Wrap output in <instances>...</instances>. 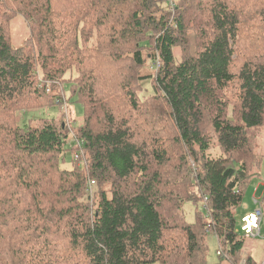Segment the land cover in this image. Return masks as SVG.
<instances>
[{"label":"trees","instance_id":"obj_1","mask_svg":"<svg viewBox=\"0 0 264 264\" xmlns=\"http://www.w3.org/2000/svg\"><path fill=\"white\" fill-rule=\"evenodd\" d=\"M194 31L196 52L176 59ZM148 61L156 74H139ZM38 70L82 106L84 167L65 162L63 113L23 121L58 90ZM149 78L152 120L137 93ZM263 128L264 0H0V264H208L209 235L238 262Z\"/></svg>","mask_w":264,"mask_h":264},{"label":"rangeland","instance_id":"obj_2","mask_svg":"<svg viewBox=\"0 0 264 264\" xmlns=\"http://www.w3.org/2000/svg\"><path fill=\"white\" fill-rule=\"evenodd\" d=\"M169 10H170V5H169ZM172 12L175 10L174 8H171ZM175 14V13H174ZM172 17V16H171ZM241 21L247 20L249 18L248 12H242ZM29 36V29L27 27L26 21L22 19L21 17L15 18L11 22V40L12 43L15 46H19L23 39H26ZM189 39L186 41L187 43H183L178 49H175V56L176 59H180L181 57H186L189 55H193L196 50L194 48L195 46V41L198 39L196 31L190 32L188 35ZM94 42V39H92V43ZM90 43V41H89ZM88 43V44H89ZM196 47V46H195ZM147 49H144V55L146 56ZM158 65L156 61H148L145 63L144 66L140 67L138 70V73L141 75H155L157 71ZM73 69V68H72ZM233 69H236L233 67ZM130 73H133V71H129ZM122 75L124 76V71L121 72ZM129 75V73L127 72ZM78 73L74 70H69L65 73L63 76V81L64 80H73L74 77H76ZM37 80L41 84H45L46 90L45 93L51 92L53 87H58V90L54 93L55 95L52 96V102L51 100L48 101L46 106L42 107L41 109L35 110L34 112L32 111L31 113H28L24 117V122L27 121L28 118H31L30 123H35V121H38L39 117H55L57 114L63 113V117L59 116L56 120L63 119L61 122L63 127H66V130L68 131L69 137L71 136V133H75V127L81 120L82 116V106L79 102H76L73 98H68V92L62 87L63 84L60 81H50L43 79L40 71L38 70L37 74ZM152 80L146 79L142 80V86L141 89L137 90L138 95L142 98L143 101H140L139 104L141 105V108L143 110L148 111L147 118L149 120L156 119L159 117V110L154 107V104L157 102L153 99V91H152ZM56 84V85H55ZM64 84H69L65 81ZM142 95H144L142 97ZM52 104V106H50ZM163 113L165 110L162 108ZM21 112V111H20ZM20 116V113L18 114ZM165 116V114H164ZM166 117V116H165ZM40 123V121H38ZM156 126L161 132L163 133V139L168 138L171 135V131L169 128L165 125L164 122L156 123ZM68 147V146H67ZM69 148V147H68ZM74 147L69 148L70 152L65 156L66 158V163H71V153L73 151ZM257 152L259 153L261 157V166L258 171V176L254 178L251 182V184L248 187V190L246 193L243 195L242 203L239 206V208L236 210V222H237V227L240 229L241 225V216L248 212H254L255 209L260 206L263 213H264V203L261 201V195L264 194V128L261 130L258 142H257ZM74 160V159H73ZM173 162H175L173 160ZM74 163H76V166H79L77 161L74 160ZM192 163V162H191ZM87 164V160H86ZM173 164V163H172ZM193 165V163H192ZM84 167V166H81ZM88 185V183H87ZM91 188L87 191L88 192V198L89 204L92 209H94V198H95V192L94 191V183L90 184ZM257 187L258 190L254 193V189ZM96 190V188H95ZM255 199L258 200L259 203L255 202ZM264 215V214H263ZM207 244H208V254H207V260H210L211 256L218 257L216 254V249L218 248V242L217 238L215 235H209L207 238ZM243 250L247 253H250V256L253 258L261 259L263 258L264 260V225L261 223L260 224V230L259 233L253 236H248L245 238L244 241V248Z\"/></svg>","mask_w":264,"mask_h":264},{"label":"built area","instance_id":"obj_3","mask_svg":"<svg viewBox=\"0 0 264 264\" xmlns=\"http://www.w3.org/2000/svg\"><path fill=\"white\" fill-rule=\"evenodd\" d=\"M83 145H84V141L82 139H78L74 133H71V136L68 141V147L69 148L74 147L71 153V157L75 161H77L80 167L87 165L86 158H85L84 151H83ZM93 183H94L93 181H90V184H93ZM90 184H89V189L91 188ZM255 202L259 203L256 199H255ZM249 216H255V222L252 223L250 226H248V220H247ZM261 223L264 225V215H263V211L261 207L258 206L254 212L248 213L241 217V225H240L241 233L245 237L256 235L259 233V227ZM217 242H218V239H217ZM216 254L218 256H221L223 259H226V260L231 259L227 251V248L225 246H222L219 242H218V248L216 249ZM263 263H264V260H263ZM241 264H245V262L242 261Z\"/></svg>","mask_w":264,"mask_h":264},{"label":"crops","instance_id":"obj_4","mask_svg":"<svg viewBox=\"0 0 264 264\" xmlns=\"http://www.w3.org/2000/svg\"><path fill=\"white\" fill-rule=\"evenodd\" d=\"M253 189H254V193L258 190L257 187H255ZM262 196H263V194L261 195V198H262ZM248 213H251V212H248ZM248 213H246V214H248ZM246 214H244V215H246ZM259 230H260V227H259ZM242 261H244L245 264H262L263 258H261L260 260L257 258H253L250 256V253H248V252L246 253L244 250H242L241 259L238 262L232 261L231 259L226 260V259L218 258L215 256H211L210 260H208V264H241Z\"/></svg>","mask_w":264,"mask_h":264},{"label":"bare ground","instance_id":"obj_5","mask_svg":"<svg viewBox=\"0 0 264 264\" xmlns=\"http://www.w3.org/2000/svg\"><path fill=\"white\" fill-rule=\"evenodd\" d=\"M99 5H100V3H99ZM98 7V6H97ZM118 9V8H117ZM115 10V9H114ZM117 15V14H116ZM115 15V16H116ZM113 17V16H112ZM114 18V17H113ZM112 18V19H113ZM35 19V18H34ZM37 81V80H36ZM143 97V96H142ZM37 120V119H36ZM36 122V121H35ZM37 125V124H36ZM39 125V124H38ZM59 159V158H58ZM242 186V185H241ZM264 202V201H263ZM264 214V213H263ZM247 220H248V226H250L252 223H254L255 222V216H249L248 218H247ZM221 242V241H220ZM228 244V243H227ZM239 256V255H238ZM238 258V257H237ZM237 260V259H236Z\"/></svg>","mask_w":264,"mask_h":264}]
</instances>
